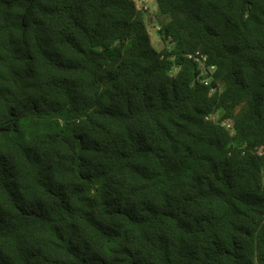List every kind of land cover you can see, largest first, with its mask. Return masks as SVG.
Returning a JSON list of instances; mask_svg holds the SVG:
<instances>
[{
  "label": "trees",
  "instance_id": "obj_1",
  "mask_svg": "<svg viewBox=\"0 0 264 264\" xmlns=\"http://www.w3.org/2000/svg\"><path fill=\"white\" fill-rule=\"evenodd\" d=\"M155 2L0 0V264H264V0Z\"/></svg>",
  "mask_w": 264,
  "mask_h": 264
},
{
  "label": "rangeland",
  "instance_id": "obj_2",
  "mask_svg": "<svg viewBox=\"0 0 264 264\" xmlns=\"http://www.w3.org/2000/svg\"><path fill=\"white\" fill-rule=\"evenodd\" d=\"M136 4L139 8H147L144 10L145 19L150 32L152 46L156 50L162 49L163 43L158 35V28L160 24L167 21V18L159 13L155 0H136Z\"/></svg>",
  "mask_w": 264,
  "mask_h": 264
},
{
  "label": "built area",
  "instance_id": "obj_3",
  "mask_svg": "<svg viewBox=\"0 0 264 264\" xmlns=\"http://www.w3.org/2000/svg\"><path fill=\"white\" fill-rule=\"evenodd\" d=\"M143 10H146L147 8L144 7L142 8ZM201 66L204 67V62H201ZM214 69L213 66H211L210 68H208L209 71H212ZM212 118H216V116L214 115ZM223 125H226L227 127H230L231 126V122L229 120H225L222 122Z\"/></svg>",
  "mask_w": 264,
  "mask_h": 264
}]
</instances>
